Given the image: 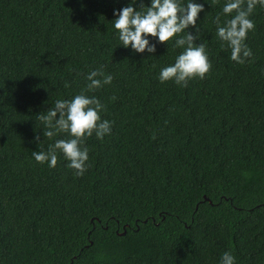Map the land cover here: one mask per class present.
<instances>
[{
  "label": "trees",
  "instance_id": "1",
  "mask_svg": "<svg viewBox=\"0 0 264 264\" xmlns=\"http://www.w3.org/2000/svg\"><path fill=\"white\" fill-rule=\"evenodd\" d=\"M196 2L212 67L183 87L159 80L178 37L121 46L112 21L130 0H0V264H264V7L239 64L216 36L227 0ZM101 65L113 81L88 95L112 129L85 138L84 175L59 151L55 168L36 162L37 135L45 151L68 138L36 116Z\"/></svg>",
  "mask_w": 264,
  "mask_h": 264
},
{
  "label": "clouds",
  "instance_id": "2",
  "mask_svg": "<svg viewBox=\"0 0 264 264\" xmlns=\"http://www.w3.org/2000/svg\"><path fill=\"white\" fill-rule=\"evenodd\" d=\"M217 3L212 0L211 5ZM264 7V0H227L222 7V13L231 18L221 22L218 14L215 18L217 25V38L226 43L231 49L230 59L244 64L253 55L245 40L249 31L255 25L250 16L257 5ZM205 11L204 4L196 0H151L147 6L143 0H130L128 6L115 10L114 28L119 33L121 46L134 50L136 53L155 54L157 44H167L174 37V47L183 51L177 56L174 64L163 67L159 74L161 83L174 81L177 85L187 87L188 81L194 78L204 79L211 70V63L205 43L201 40V30L197 25L199 14ZM190 28H195L193 34ZM182 33H186L180 35ZM148 37L157 38L153 43ZM88 83L80 93L71 99H57L54 105L36 116L43 125V135L52 139L60 134H67L66 139H56L45 151L40 148L42 141L37 135L35 140L39 143V151H33L36 162H47L49 167L55 168L58 162L57 152H62L69 161L68 167L75 170L74 174L83 176L87 170L89 149L85 146V138L94 133L97 139L111 133L112 122L102 120L100 113L106 106L100 100L88 95L96 89L109 85L113 81L111 74H106L104 66L92 70L86 76ZM65 82V87H69ZM115 99V97H113ZM220 264H235V257L231 251L222 254Z\"/></svg>",
  "mask_w": 264,
  "mask_h": 264
}]
</instances>
